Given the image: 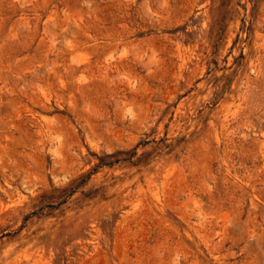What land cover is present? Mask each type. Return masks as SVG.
I'll return each instance as SVG.
<instances>
[{
    "label": "rangeland",
    "instance_id": "374dc122",
    "mask_svg": "<svg viewBox=\"0 0 264 264\" xmlns=\"http://www.w3.org/2000/svg\"><path fill=\"white\" fill-rule=\"evenodd\" d=\"M0 264H264V0H0Z\"/></svg>",
    "mask_w": 264,
    "mask_h": 264
}]
</instances>
